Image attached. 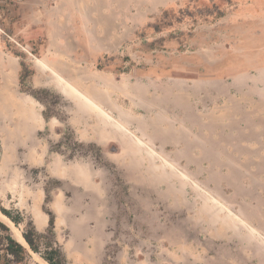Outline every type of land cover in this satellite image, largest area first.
Segmentation results:
<instances>
[{
    "label": "rangeland",
    "instance_id": "obj_1",
    "mask_svg": "<svg viewBox=\"0 0 264 264\" xmlns=\"http://www.w3.org/2000/svg\"><path fill=\"white\" fill-rule=\"evenodd\" d=\"M247 7L263 8L264 0H0V208L18 222L6 216L21 236L31 226L36 229L40 216L47 217V225L36 231L44 234L52 213L53 240L68 264H231L230 234L218 214L190 189L173 200L161 194V200L148 201V195L126 184L120 175L130 171H117L101 158V148L87 140L88 135L100 137L101 131L116 134L103 127L102 112L80 109L76 98L78 91L89 95L116 118L115 104L122 102L123 92L131 91V81L138 73L142 76L143 67L170 60L161 51L231 49V27L242 34ZM79 13L102 29L105 54L94 56L89 42L82 41L87 21ZM258 23L264 25V18ZM46 39L72 54L59 58V74L76 89L62 81L56 88L27 87L31 61ZM147 51H155V58H147ZM24 97L34 101L38 115L44 110L52 118L39 135L42 125L26 122ZM75 132L82 140L74 139ZM49 134L60 135L52 150L65 163L107 172L96 204L81 188L72 194L66 182L46 179L40 169H27L20 162L26 152L22 142L38 146L36 141ZM115 145L104 148L107 157H115ZM8 235L9 227L0 222V264H47L27 248V257L15 262L5 250Z\"/></svg>",
    "mask_w": 264,
    "mask_h": 264
},
{
    "label": "crops",
    "instance_id": "obj_2",
    "mask_svg": "<svg viewBox=\"0 0 264 264\" xmlns=\"http://www.w3.org/2000/svg\"><path fill=\"white\" fill-rule=\"evenodd\" d=\"M245 10L249 12L243 14L242 34L236 35L231 27V49L161 51V57L170 60L163 66L153 62L143 67L142 76L138 73L131 81V91L123 92L125 97L114 108L117 121L130 133L119 129L116 136L99 141L100 137L88 135L87 140L101 148V158L117 171H130L120 177L148 195V201L161 200V194L164 200H173L188 195L189 189L200 196L227 226L231 264H264V25L258 23L264 12H257L264 7ZM84 32L82 41L89 42L94 56L105 54L98 24L87 21ZM44 43L31 61L32 72L26 79L30 90L56 88L59 58L72 57L68 50L54 48L49 39ZM154 53L147 51L145 56L155 58ZM32 101L21 98L27 124L42 125L39 135L52 118H46L44 110L38 115ZM44 137L36 141L38 146L22 142L26 152L20 162L27 169H40L46 179L66 182L72 194L81 188L96 204L107 172L65 163L52 150L60 135ZM73 137L81 139L77 132ZM113 143L115 157H107L104 148ZM79 174L85 175V182H80ZM40 222L38 230L47 225V217L40 216Z\"/></svg>",
    "mask_w": 264,
    "mask_h": 264
},
{
    "label": "trees",
    "instance_id": "obj_3",
    "mask_svg": "<svg viewBox=\"0 0 264 264\" xmlns=\"http://www.w3.org/2000/svg\"><path fill=\"white\" fill-rule=\"evenodd\" d=\"M0 211L9 219H11L12 222L18 223L16 220L9 216V213L5 209L0 208ZM48 215L49 227L45 232L46 234L38 233L36 229L31 226L29 230L23 232L22 238L27 243L29 249L34 253L39 254L47 264H68L60 247L57 246V244L53 240V214L48 213ZM47 234L50 236H47ZM6 240V253L10 254L15 262L23 261L27 257V250L25 246L22 243L16 241L10 235L7 236Z\"/></svg>",
    "mask_w": 264,
    "mask_h": 264
},
{
    "label": "bare ground",
    "instance_id": "obj_4",
    "mask_svg": "<svg viewBox=\"0 0 264 264\" xmlns=\"http://www.w3.org/2000/svg\"><path fill=\"white\" fill-rule=\"evenodd\" d=\"M57 76V78H58V81H59V83H60V81H62L64 84H67V86H69L70 88H72V89H76L74 86H72L65 78H63L61 75H56ZM95 77V76H94ZM95 78H97V77H95ZM103 78V77H102ZM106 80V79H105ZM103 81V80H102ZM111 81V80H110ZM106 82V81H105ZM58 83V82H57ZM64 84H62V89H61V93L62 94H65V89H66V87H64L63 88V86H64ZM58 85V84H57ZM109 87V86H108ZM101 88V87H100ZM110 88V87H109ZM68 89V88H67ZM69 90V89H68ZM89 92V91H88ZM78 93H80V96H78V98H76V100L78 101L77 103H78V105H79V107H80V109H84L85 111H88L89 109H90V107H91V109L92 108H94L95 110H97L99 113L100 112H102L103 113V115L102 116H104L105 118H104V122H103V127H106V125H107V127H108V130H110V133L111 134H116V132H117V130H119V129H121V130H124L125 132H127V133H130V131L129 130H127V128H125L120 122H118L117 121V119L116 118H112V116L111 115H109L107 112H106V110H104L102 107H100V105H98L97 103H95V101H94V99H91V98H89L87 95H85V94H81V92H79L78 91ZM69 94V92L67 91V94L66 95H68ZM72 96H74L73 94H71ZM75 97H77V96H74V98ZM84 98V99H83ZM33 102V101H32ZM29 106V105H28ZM29 108H30V106H29ZM30 110V109H29ZM28 110V111H29ZM31 110H33V109H31ZM94 111V110H93ZM90 112H92V111H90ZM28 114H29V112H28ZM106 119H110L112 122H113V124L111 123V121H108V120H106ZM33 122V121H32ZM101 125V124H100ZM102 127V126H101ZM102 132V131H101ZM100 132V139H103L104 140V138H106V137H110L111 135H109V134H106V133H104V132H102L101 133ZM147 146V145H146ZM80 176H79V180H80V182L82 181V182H85V175L84 176H82V174H79ZM86 184H84V186H85ZM0 222H2L3 224H5L6 226H8L9 227V229H10V231H11V233H12V236H13V238L16 240V241H18V242H20V243H22L23 245H25L26 243H25V241H24V239L23 238H21L22 236L20 235V232L18 231V229L16 228V226H14L13 225V223L5 216V215H3L1 212H0ZM43 222V221H42ZM36 226L38 227V228H41V226H42V223L40 222V219H37V221H36ZM22 239H23V241H22ZM22 245V246H23ZM25 248H27V245L25 246Z\"/></svg>",
    "mask_w": 264,
    "mask_h": 264
},
{
    "label": "water",
    "instance_id": "obj_5",
    "mask_svg": "<svg viewBox=\"0 0 264 264\" xmlns=\"http://www.w3.org/2000/svg\"><path fill=\"white\" fill-rule=\"evenodd\" d=\"M24 241H25V240H24ZM25 243H26V242H25ZM26 245H27V243H26ZM27 249L30 250L29 247H28V245H27Z\"/></svg>",
    "mask_w": 264,
    "mask_h": 264
}]
</instances>
